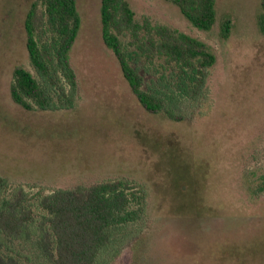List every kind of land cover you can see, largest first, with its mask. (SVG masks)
Returning <instances> with one entry per match:
<instances>
[{"label":"rangeland","instance_id":"374dc122","mask_svg":"<svg viewBox=\"0 0 264 264\" xmlns=\"http://www.w3.org/2000/svg\"><path fill=\"white\" fill-rule=\"evenodd\" d=\"M33 1L0 0V163L25 175L100 169L147 190L145 216L121 226L100 264H264V193L253 191L264 173L261 0H216L208 31L167 0H126L136 21L199 38L216 56L208 95L197 105L182 100V121L142 108L102 41L100 0H78L81 28L70 50L76 110L47 113L37 129L22 124L17 134L3 117L20 112L9 102V85L16 66L30 68L24 19ZM225 17L232 27L224 39ZM120 39L133 50L131 35ZM130 63L144 88L167 90L160 66L143 58ZM9 245L31 258L27 264L43 262L22 241Z\"/></svg>","mask_w":264,"mask_h":264},{"label":"trees","instance_id":"16d2710c","mask_svg":"<svg viewBox=\"0 0 264 264\" xmlns=\"http://www.w3.org/2000/svg\"><path fill=\"white\" fill-rule=\"evenodd\" d=\"M77 1L34 0L26 13L25 48L30 68L20 65L13 69L9 102L19 106L20 112L3 117L12 120L17 134L22 124L37 129L34 124L47 113L76 110L78 84L70 50L81 28ZM167 1L199 30H210L216 21V0ZM99 14L102 41L144 110L182 121V100L195 105L205 100L216 56L204 41L165 24L136 21L126 0H100ZM257 23L264 35V0ZM220 27L221 37L227 38L231 19L223 18ZM128 34L131 51H125L120 39ZM138 58L160 66V78L166 75L165 92L143 87V76L130 63ZM3 164L0 264H27L31 259L11 248L13 241H22L34 258L43 260L32 264H100L121 226L146 214L147 190L128 178L104 176L108 172L100 169L72 175L47 171L25 175L9 171ZM24 186L39 188V192L30 196ZM253 191L264 193V173L258 176ZM111 254L116 256L114 251Z\"/></svg>","mask_w":264,"mask_h":264}]
</instances>
